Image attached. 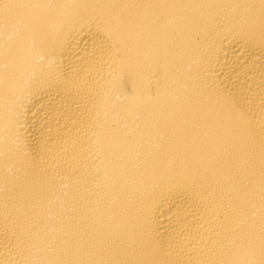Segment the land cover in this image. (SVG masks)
<instances>
[{
	"label": "bare ground",
	"instance_id": "obj_1",
	"mask_svg": "<svg viewBox=\"0 0 264 264\" xmlns=\"http://www.w3.org/2000/svg\"><path fill=\"white\" fill-rule=\"evenodd\" d=\"M0 264H264V0H0Z\"/></svg>",
	"mask_w": 264,
	"mask_h": 264
}]
</instances>
